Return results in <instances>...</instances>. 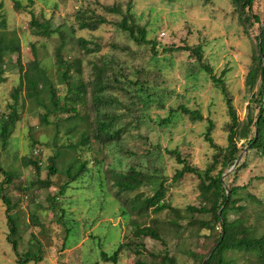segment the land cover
<instances>
[{"label": "rangeland", "instance_id": "374dc122", "mask_svg": "<svg viewBox=\"0 0 264 264\" xmlns=\"http://www.w3.org/2000/svg\"><path fill=\"white\" fill-rule=\"evenodd\" d=\"M14 1L0 0V34L14 37L20 44L19 53L6 52L3 57L5 80L0 83V115L9 111L13 88L19 82L21 70L35 56L40 66L47 70L62 102L69 106L68 100L62 99L70 94L67 87L59 83L54 55L59 31L64 37L61 55L70 66L69 74L75 82L80 78L87 89L85 98H78L75 102L81 112L79 116L57 114L60 118H57L56 128L54 124L39 122L44 111L41 104L49 105L46 87L40 88V93L33 99H26L23 91L19 93L20 119L6 146L2 148L0 145V185L9 201L8 214L12 219L10 225L0 193V264H135L133 253L128 250L120 253L117 263L102 259V253L111 254L116 249L122 240V230L127 233L130 227L124 226L127 218L121 213L125 209L126 193L118 190L121 193L116 195L118 186H112L113 181L106 178L103 168L111 163L110 167L124 169L135 162L148 172L163 177L165 200L177 209L158 213L148 209L143 213L144 217L132 214V219L153 220L156 224L164 222L159 225V239L143 238V250L158 254L166 250L178 264H202V256L207 255L219 231L218 228L207 230L198 222L208 219L209 214L185 210L187 205L197 207L201 204L199 179L193 173H186L179 180H172L170 176L178 164L167 150H180L191 164L205 168L212 161L214 152L204 140L206 120H192L187 114L177 113L168 123L159 121L167 116L169 108L183 105L199 109L205 118L214 121L213 140L225 146L229 117L223 95L210 80L209 72L199 66L189 51H175V47L201 46L202 63L208 65L216 76L221 75L236 114L243 118L251 95L244 85L245 75L255 54L259 24H244L231 0H131L134 21L145 26L146 38L154 42V50H151L152 44L137 43L116 26L121 15L106 13L101 7L116 4L124 8L126 0H16L19 2L17 7ZM255 8L263 19L264 0H255ZM78 9H94L108 22L96 29H79L74 17ZM33 16L45 17L49 26L57 27L58 31L49 37L33 34L29 26ZM77 37L87 39L89 48L96 49V45L99 48L88 52L78 43ZM170 47L174 50L163 51ZM17 55L19 62L16 61ZM75 67H80L81 73H77ZM98 68L104 70L102 80L108 83L104 96L107 101L101 106L102 112H112L118 117V124L126 127L120 143L129 156L122 161H119L121 156L115 152L114 145L101 144L91 138L90 146L86 148L69 152L62 147L66 135H73L71 132L67 134L68 128L76 125L80 130L96 114L95 106H91L90 83ZM128 79H139L147 84L146 92L151 93L153 99L147 109L142 110L141 103H136L135 107L128 98L126 89L133 90ZM89 80L92 81L88 84ZM257 111L254 107L253 113ZM140 113L143 114L142 121L135 126V116ZM78 137L77 131L74 132L73 140ZM32 140L44 150L39 172L32 164L25 163L27 158L33 159ZM57 152H63L65 156L51 158ZM78 153L80 159L86 161L89 172L70 182L59 195V185L69 178L63 167ZM95 159L103 163V168L99 165L92 167ZM238 163L236 170V165L226 169L223 175L226 185H246L242 189L244 196L246 193L264 195L263 157L244 145ZM51 164L56 170L49 176V185H40L39 182L48 176L46 165ZM2 170L13 175L10 182H5L6 175ZM138 191L147 196L153 192L148 186H141ZM48 196H59L52 207ZM248 202L249 225L256 226V233H264V220L256 221L254 216L255 211L264 215V207L256 201ZM228 216L232 219L241 214L230 212ZM169 221L177 223L173 230L168 229ZM28 249L31 253L27 256ZM223 253L224 264H250L252 257L239 249ZM144 257L147 261L151 259L146 253Z\"/></svg>", "mask_w": 264, "mask_h": 264}, {"label": "trees", "instance_id": "16d2710c", "mask_svg": "<svg viewBox=\"0 0 264 264\" xmlns=\"http://www.w3.org/2000/svg\"><path fill=\"white\" fill-rule=\"evenodd\" d=\"M231 3L244 24L249 22L251 26H254V23H257L259 24L258 27H260L259 33H256L255 35V54L245 75L244 85L247 90L251 92L245 116L240 118L236 114L231 103L232 100L228 89L225 87L221 75L216 76L208 65L202 63L201 46L197 45L196 47H190L188 45H183L182 47H175V51H189L199 62V66L209 72L210 80L223 95L229 117L226 129L227 144L225 146H220L213 140L212 130L214 128V121L209 117L205 118L199 109H190L183 105H180L175 109L169 108L167 116L161 118L159 122L168 123L177 113L187 114L192 120H206L204 140L213 148L214 152L212 154V161L205 168L201 169L196 165L191 164L188 161V157L186 155L183 156V153H181L180 150H167V153L171 155L178 164V166L173 169L170 176L172 180H179L186 173H193L199 179L198 197L200 198L201 204L197 207L187 205L185 210L209 214L208 219L201 221L198 220V222H200V225L207 230H215L218 228L219 231L217 232L212 247L208 250L209 255L202 256L201 260L203 261L207 256L205 264H224L225 258L223 252L239 249L252 255L249 259L250 264H264V233H256V226L249 225L251 220L248 221V206L246 205L249 203L248 201L251 200L256 201L264 207V195L259 196L253 193H246L244 196L242 194V189L245 188L246 185H226V180L223 177L226 169L236 165L234 168L236 170L240 165L236 160L239 158L244 145H248L250 149H255L264 159V18L261 19L260 13L256 8L255 10L253 9L255 0H231ZM14 5L17 7L19 2L15 0ZM101 7L106 13L121 15V19L116 22V26L137 43L152 44L151 50H154V42L146 38L145 26L139 25L134 21L132 14L133 3L131 0L125 1L124 8L116 4L102 5ZM74 17L79 29H96L100 24L108 22L103 15L97 13L94 9H78L75 11ZM1 24L2 21H0V25ZM29 26L33 34L38 36L49 37L52 33L58 31L57 27L54 29L49 26V22L45 17L35 18V16H33L29 21ZM77 41L83 49L88 52H92L99 48V45H96V49L89 48L87 46L88 40L84 37H77ZM63 44L64 37L62 32L59 31V42L55 47L54 55L57 68L59 69L58 78L61 80L59 83H63L67 87L68 94H70L64 96L62 99L66 101L68 100L69 106L66 102H62L57 88L53 85L51 77H49L46 72L47 70L40 66V62L35 56L34 59L28 61L25 65L26 67L21 70L22 74L19 82L13 88V102L9 106V111L0 115V145L2 148L6 146L8 138L13 133L16 123L20 119L17 105L18 96L21 91H23L26 99H33L40 93V88L46 87L49 94V105H46V103L41 104L44 111L39 116V122L42 124H54L56 128L58 127L57 118H60V115L57 114L64 113L66 114L65 116L78 117L81 113L77 109L75 102L78 98H85L87 88H85V83L80 78H78V82H75L73 80L75 78L69 74L70 66L63 60L61 55ZM166 50L173 51L174 49L172 47L169 49H163V51ZM6 52L19 53L20 44L17 43L14 37L8 38L6 35L0 34V83L5 80L2 65L3 57ZM32 52L35 53V48H32ZM16 61L19 62V55H17ZM93 65L95 64L92 62L91 66ZM93 69H95L94 66ZM75 70L77 73H81L80 67H75ZM103 73L104 70L98 68L95 70L92 79L93 82H91L92 80L87 82L88 84L91 82V106H95L96 114L91 117V119L89 118L87 125L80 130L76 128V125L68 128L69 132L67 131V134L71 132L73 135H66L62 147L65 148L66 151L73 152L82 147H89V141L92 139L101 144L108 143L114 145L115 152L121 156L119 157V161H122V158H127V156H129L127 154L128 152H125L123 145L120 143V138L122 133L125 132L126 127L118 124L119 119L112 112L106 110L102 112L101 106L106 104L107 101L104 96L108 86V83H105L106 81L102 80ZM113 75L115 76V73H113ZM128 83L130 84V87L133 88L132 91L126 89L128 98H130L133 104L135 103V107L136 103H141L140 108H142V110L147 109L151 101H153L151 93L146 92L147 84L139 79H128ZM254 107L258 109L255 114L253 113ZM51 116L52 118L50 119ZM141 117H143L142 113L135 116V126L140 124L142 121ZM76 131L79 137L77 140H73L74 132ZM241 140L243 141L239 144ZM35 144L36 142L34 140L30 143V146L33 147L31 152L33 159L27 158L25 163L32 164L35 171L39 172L44 158V150L42 146ZM246 153L247 151H245V154ZM56 156H65V154L63 152H57L54 153L51 158H55ZM80 157V153L75 154L73 160H70L69 164L63 167L65 168L67 178H69L59 185V195L65 191L70 182L79 178L85 172H89L87 171L88 168L86 167V161L81 160ZM95 162L96 163L92 165V167L95 165L102 167L103 163L100 160L95 159ZM110 166L111 163L105 168H102L104 169L106 178L108 179L110 177L113 181V183L111 182L112 186H118L117 192L115 191L117 193L116 195H119L121 192L126 193V198L123 200L125 209L122 210L121 213L127 218L124 226L127 227V225H129L130 227L127 233L122 230V240L119 242L116 249L111 254L102 253V259L117 263L120 253L123 250H128L133 253L135 264H178L176 258L166 250L160 252V254L143 250V248H145L143 238L150 237L153 239H159V225H162L164 222L156 224L153 220L147 222L139 220L138 218L132 219V214H142L144 217L143 213L147 212L148 209L153 210L154 213L161 212L165 209L171 212L177 210L165 200L166 187L163 177H160L159 175L157 176L153 172H148L147 169L145 170L137 162L125 166L124 169H122L123 167L115 168ZM241 166H243V164H241ZM46 167L48 168V176L39 182V184L43 186L49 185V176L56 170L53 164L46 165ZM70 170H72L73 173H69ZM235 170L233 172H235ZM2 172L6 175L5 182H10L13 175L4 170H2ZM141 186H148L153 192L147 196L143 191H138ZM22 189L25 190L24 188ZM0 193L6 206L5 213L7 222L11 225L12 219L8 214L10 210L9 208L11 207L9 206L8 199H5L3 195L2 185H0ZM58 197L59 196L47 197L51 203L50 207L57 203L56 200ZM230 212L239 213L241 216L229 219L228 214ZM179 213L180 211L178 210V216H180ZM254 216L256 217V221L264 220V215L261 212L257 213L255 211ZM245 223H247V225ZM176 225V222L169 221L168 229L173 230ZM174 237L177 238L178 235ZM15 246L16 245H13V247ZM30 249L26 251L27 256L31 253ZM145 253L150 255L151 262L143 259L145 258Z\"/></svg>", "mask_w": 264, "mask_h": 264}, {"label": "water", "instance_id": "95a60500", "mask_svg": "<svg viewBox=\"0 0 264 264\" xmlns=\"http://www.w3.org/2000/svg\"><path fill=\"white\" fill-rule=\"evenodd\" d=\"M239 160V158L236 160V161H238ZM209 255V253L207 254V256ZM207 256L203 259V261H202V264H205V262H206V259H207Z\"/></svg>", "mask_w": 264, "mask_h": 264}]
</instances>
